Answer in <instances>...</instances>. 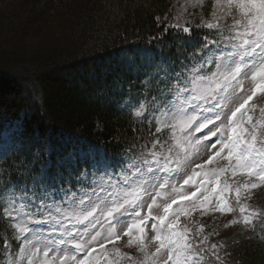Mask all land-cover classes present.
<instances>
[{
  "label": "snow or ice",
  "instance_id": "1",
  "mask_svg": "<svg viewBox=\"0 0 264 264\" xmlns=\"http://www.w3.org/2000/svg\"><path fill=\"white\" fill-rule=\"evenodd\" d=\"M194 15L186 3L155 17L163 31L152 39L171 33L176 55L156 65L159 99L138 93L121 106L152 131L150 159L133 164L130 153L114 152L67 175L41 169L20 195L19 182L6 184L3 264H226L228 242L213 241L219 232L181 218L237 212L233 195L241 206L223 228L254 232L264 221L241 204L264 187V0H214L211 19L186 18Z\"/></svg>",
  "mask_w": 264,
  "mask_h": 264
},
{
  "label": "trees",
  "instance_id": "2",
  "mask_svg": "<svg viewBox=\"0 0 264 264\" xmlns=\"http://www.w3.org/2000/svg\"><path fill=\"white\" fill-rule=\"evenodd\" d=\"M174 1L0 0V138L9 131L13 139L0 156V192L30 184L43 168L67 175L111 153L151 147L147 122L121 106L154 93L155 63L176 55L171 33L152 39L163 31L155 17L169 15ZM5 224L0 218V236L11 239ZM220 233L235 264H264V232Z\"/></svg>",
  "mask_w": 264,
  "mask_h": 264
},
{
  "label": "rangeland",
  "instance_id": "3",
  "mask_svg": "<svg viewBox=\"0 0 264 264\" xmlns=\"http://www.w3.org/2000/svg\"><path fill=\"white\" fill-rule=\"evenodd\" d=\"M186 3H187L189 12H195L194 16H188V17H186L187 19L191 20L194 23H199L201 17H203L206 20L211 19L210 12H211V10L213 8L214 0H199V3L197 4V8L199 9L198 11L196 9L192 8V6H191L192 0H175L174 3H173V6H172V10H171L172 12L168 16L171 18V17L177 15L181 11L182 6H185ZM215 35L216 34L213 33V37L212 38H214ZM225 35H227V33H225ZM161 62L162 61L155 63L154 72L149 74V78L151 77V75L154 76V74L157 71L156 65L160 64ZM161 76H163V73H161ZM151 78L149 80H151ZM153 82H155V81L153 80V81H150V82H147V83L149 85H151V83H153ZM156 84H159L157 80H156ZM155 89H156V91L154 93H152L151 95H149L148 94L149 92H147V94H144L143 96H140L139 99L144 100L145 97H147V99L145 100L146 103H150L154 97L159 99L160 93H159L158 90L162 89V86L159 84L158 86H156ZM133 103H135V102H133ZM260 103L264 104V101H260ZM257 115H258V113H257ZM197 135H199V134H197ZM160 138H161L162 141L164 139H167V132L165 131V133H162ZM12 144H13V139H12L11 133L9 131H7L0 138V156L6 155L9 151H11ZM149 149L150 148L145 149V151L140 152V153L131 154L132 159L129 162L133 163V164L139 163L141 161V157H146V158L150 159V157L147 156V154L149 152ZM86 152H87V154H91L92 157L94 156V152L93 151H89L91 153H88V151H86ZM86 152L85 151H81V153L79 155L83 156ZM98 160H102V158H98ZM95 161H97V160H95ZM95 161H92V162H95ZM43 170H46V168H43ZM60 173H61V171H60ZM60 173H52V174H60ZM64 175H66V174L64 173ZM160 175H163V173H161ZM238 179H241V181L243 180V178H240V177H238ZM170 182L171 183H175L176 181L175 180H171ZM14 185H16V184H14ZM24 185H25V183L24 184H20V187L15 189L16 195H20L21 194L20 193V188H22ZM78 187L87 188V185H78ZM87 190L90 191L91 189L88 188ZM149 190L151 191V189H149ZM10 194H11V190H10L9 193H4L3 196H0V199L2 200L4 198L8 197ZM229 200H230V203H232L233 207L237 209V212H234V213H231V214H226V215H223V216H221V214L217 212V213H214L212 215L203 216V217H201L197 213V214H194V216L191 219L182 217L181 218V222L185 223V224L199 223V224H202V225L206 226V229H205L206 233L209 232V231L215 230V231L219 232V234H221L220 233V229L223 228V225L225 223H227L228 220L232 219V217L234 215L238 214V209L241 206V205L236 204L233 195L229 196ZM262 200H264V187H262L260 189H257V190H254L253 193L249 196L248 200L246 202L242 201L241 204L247 203L248 205H250L251 208L259 209L261 211V213L264 214V209L261 206ZM153 212H154V214H161V209L154 208ZM261 226H264V221H261L260 224H257L255 231H261ZM234 227L238 228V227H241V226L240 225H236ZM219 239H220V237L219 238L218 237H214L213 241L219 240ZM122 250L130 252V253L135 255V250L134 249L122 248ZM230 259L231 258L227 259L226 264H235ZM1 264H3V262ZM205 264H208V261H205ZM209 264H211V261H209Z\"/></svg>",
  "mask_w": 264,
  "mask_h": 264
}]
</instances>
